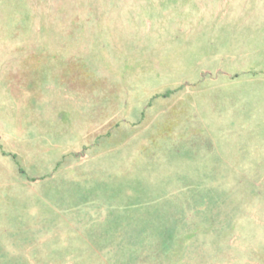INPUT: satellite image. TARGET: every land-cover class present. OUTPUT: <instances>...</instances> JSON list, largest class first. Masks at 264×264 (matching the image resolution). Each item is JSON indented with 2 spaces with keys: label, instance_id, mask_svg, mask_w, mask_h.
I'll return each instance as SVG.
<instances>
[{
  "label": "rangeland",
  "instance_id": "rangeland-1",
  "mask_svg": "<svg viewBox=\"0 0 264 264\" xmlns=\"http://www.w3.org/2000/svg\"><path fill=\"white\" fill-rule=\"evenodd\" d=\"M0 264H264V0H0Z\"/></svg>",
  "mask_w": 264,
  "mask_h": 264
},
{
  "label": "trees",
  "instance_id": "trees-1",
  "mask_svg": "<svg viewBox=\"0 0 264 264\" xmlns=\"http://www.w3.org/2000/svg\"><path fill=\"white\" fill-rule=\"evenodd\" d=\"M171 230V229H170ZM169 229H166L164 231V234H162V238L164 239L163 240V244L166 246V247H169V244H167L168 242L167 241H171V235H169L168 233ZM161 235V234H160ZM167 242V243H166ZM167 244V245H166Z\"/></svg>",
  "mask_w": 264,
  "mask_h": 264
}]
</instances>
